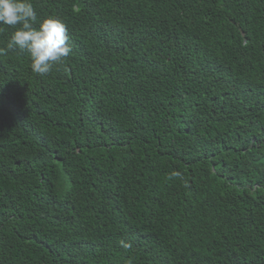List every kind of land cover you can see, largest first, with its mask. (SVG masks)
Listing matches in <instances>:
<instances>
[{"label":"trees","instance_id":"16d2710c","mask_svg":"<svg viewBox=\"0 0 264 264\" xmlns=\"http://www.w3.org/2000/svg\"><path fill=\"white\" fill-rule=\"evenodd\" d=\"M32 3L72 52L0 26V264H264V0Z\"/></svg>","mask_w":264,"mask_h":264},{"label":"clouds","instance_id":"9594fccd","mask_svg":"<svg viewBox=\"0 0 264 264\" xmlns=\"http://www.w3.org/2000/svg\"><path fill=\"white\" fill-rule=\"evenodd\" d=\"M2 25L19 26L6 49L18 48L27 52L32 71L41 76L49 74L54 65L63 63L72 52L66 25L55 16L39 19L32 0H0ZM120 244L124 248L130 247L124 240Z\"/></svg>","mask_w":264,"mask_h":264}]
</instances>
